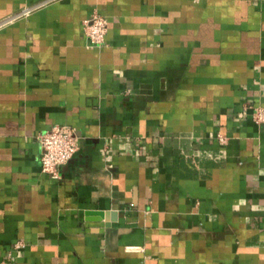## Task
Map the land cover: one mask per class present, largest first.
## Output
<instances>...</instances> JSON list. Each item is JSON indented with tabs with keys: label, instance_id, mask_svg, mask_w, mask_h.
I'll return each instance as SVG.
<instances>
[{
	"label": "crops",
	"instance_id": "obj_1",
	"mask_svg": "<svg viewBox=\"0 0 264 264\" xmlns=\"http://www.w3.org/2000/svg\"><path fill=\"white\" fill-rule=\"evenodd\" d=\"M247 103L264 0H0V264H264ZM54 123L79 140L59 176L38 140Z\"/></svg>",
	"mask_w": 264,
	"mask_h": 264
},
{
	"label": "built area",
	"instance_id": "obj_2",
	"mask_svg": "<svg viewBox=\"0 0 264 264\" xmlns=\"http://www.w3.org/2000/svg\"><path fill=\"white\" fill-rule=\"evenodd\" d=\"M34 7L25 9L21 14L28 13ZM83 28L89 45H103L106 42L108 19L102 13L94 11L84 18ZM239 115L249 116L256 123H263L264 103H247L239 111ZM217 138L222 144L228 140L227 135L222 132L217 133ZM38 140L42 147L41 168L53 176H59V166L68 162L79 148L75 128L64 123H54L40 131Z\"/></svg>",
	"mask_w": 264,
	"mask_h": 264
}]
</instances>
